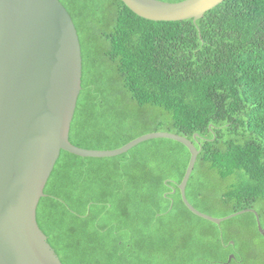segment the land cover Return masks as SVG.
Returning <instances> with one entry per match:
<instances>
[{
	"label": "trees",
	"instance_id": "obj_1",
	"mask_svg": "<svg viewBox=\"0 0 264 264\" xmlns=\"http://www.w3.org/2000/svg\"><path fill=\"white\" fill-rule=\"evenodd\" d=\"M60 1L83 60L71 143L184 136L200 151L189 202L218 218L254 209L264 229V0H225L196 24L146 20L121 0ZM190 158L163 138L115 157L61 151L38 224L63 264H264L255 214L217 225L186 207Z\"/></svg>",
	"mask_w": 264,
	"mask_h": 264
},
{
	"label": "water",
	"instance_id": "obj_2",
	"mask_svg": "<svg viewBox=\"0 0 264 264\" xmlns=\"http://www.w3.org/2000/svg\"><path fill=\"white\" fill-rule=\"evenodd\" d=\"M121 1L146 20L192 19L196 24L225 0ZM82 75L79 35L60 0H0V264H63L37 221L39 202L46 196L44 190L61 151L81 157H115L161 138L180 142L190 151L188 168L177 187L192 213L217 225L253 213L264 236L254 209L218 218L189 202L186 188L200 151L184 136L156 131L115 150L72 144L70 130ZM233 258L231 254L229 262Z\"/></svg>",
	"mask_w": 264,
	"mask_h": 264
},
{
	"label": "rangeland",
	"instance_id": "obj_3",
	"mask_svg": "<svg viewBox=\"0 0 264 264\" xmlns=\"http://www.w3.org/2000/svg\"><path fill=\"white\" fill-rule=\"evenodd\" d=\"M217 216H218V215H217ZM213 217H214V216H213ZM223 223H224V222H223ZM231 242H233V241H231ZM231 242H230V243H231Z\"/></svg>",
	"mask_w": 264,
	"mask_h": 264
}]
</instances>
